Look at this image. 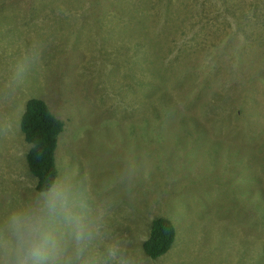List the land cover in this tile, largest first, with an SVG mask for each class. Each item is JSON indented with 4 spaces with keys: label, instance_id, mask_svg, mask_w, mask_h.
Returning a JSON list of instances; mask_svg holds the SVG:
<instances>
[{
    "label": "rangeland",
    "instance_id": "rangeland-1",
    "mask_svg": "<svg viewBox=\"0 0 264 264\" xmlns=\"http://www.w3.org/2000/svg\"><path fill=\"white\" fill-rule=\"evenodd\" d=\"M165 3L0 0V264H14L7 220L25 209L56 237L57 264H264V0ZM182 6L163 48L162 19ZM32 97L65 122L48 192L26 159ZM158 215L176 239L153 259Z\"/></svg>",
    "mask_w": 264,
    "mask_h": 264
},
{
    "label": "trees",
    "instance_id": "trees-1",
    "mask_svg": "<svg viewBox=\"0 0 264 264\" xmlns=\"http://www.w3.org/2000/svg\"><path fill=\"white\" fill-rule=\"evenodd\" d=\"M161 2L162 0H158ZM166 2L163 7L168 11L172 4V0H163ZM182 1V0H177ZM67 4L68 2H64ZM193 5L195 12L199 7L203 6L201 4ZM162 7V6H161ZM231 8H226L228 11H232L234 18L239 19V15L244 18L243 7L240 14L237 13L235 7L229 6ZM177 10L174 14L169 17L162 19L164 22L159 27L158 31L161 34V44L160 46L165 48V46H170L174 42L173 36L178 35L179 32L184 31V21L181 18V11ZM189 5V10H190ZM253 13L258 17L264 16V7L253 6ZM193 15V11H190L189 15ZM239 31L242 33L249 34L248 25L245 27L240 24ZM253 31L251 32L252 38ZM195 38V37H194ZM193 38V39H194ZM240 40V39H239ZM239 40L236 41L239 42ZM195 40H193L189 46L195 48ZM157 44V43H156ZM158 50L154 49L157 54L163 53V48L158 44ZM245 47L243 44L237 49ZM260 51H264L263 49ZM160 57L161 66L165 67L170 65L171 62H162V55L157 54ZM156 62V63H157ZM155 63V64H156ZM156 66V65H155ZM154 73L157 71V67L153 69ZM21 129L24 133L25 140L30 144V148L27 152L26 159L28 168L31 173L36 178V189L39 192H48L54 186L56 179L58 177V168L56 163V152L58 148L59 138L65 129V122L63 119L58 117L50 108L49 104L41 99L32 97L27 100L25 110L23 111L21 118ZM176 239V229L172 221L164 216L158 215L154 217L150 224V231L148 237L143 242V250L145 254L153 259L159 258L166 254L173 246Z\"/></svg>",
    "mask_w": 264,
    "mask_h": 264
},
{
    "label": "clouds",
    "instance_id": "clouds-1",
    "mask_svg": "<svg viewBox=\"0 0 264 264\" xmlns=\"http://www.w3.org/2000/svg\"><path fill=\"white\" fill-rule=\"evenodd\" d=\"M48 207L53 211L55 204L49 202ZM66 221L70 228H76L70 215L66 216ZM7 228L14 240L11 249L14 264H57L59 243L52 233L44 230L43 221L31 209L12 213L7 220Z\"/></svg>",
    "mask_w": 264,
    "mask_h": 264
}]
</instances>
